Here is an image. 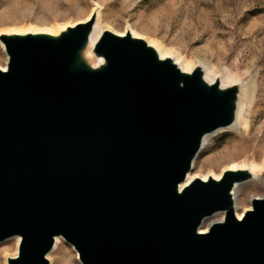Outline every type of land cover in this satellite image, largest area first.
<instances>
[{"label": "water", "instance_id": "water-1", "mask_svg": "<svg viewBox=\"0 0 264 264\" xmlns=\"http://www.w3.org/2000/svg\"><path fill=\"white\" fill-rule=\"evenodd\" d=\"M95 18L0 35V241L20 238L7 264H49L58 236L81 264H264V198L240 220L233 207L248 171L180 189L204 135L233 124L239 87L181 71L130 32L103 31L92 66Z\"/></svg>", "mask_w": 264, "mask_h": 264}, {"label": "rangeland", "instance_id": "rangeland-1", "mask_svg": "<svg viewBox=\"0 0 264 264\" xmlns=\"http://www.w3.org/2000/svg\"><path fill=\"white\" fill-rule=\"evenodd\" d=\"M95 2L101 8L102 26L120 34L133 30L176 51L183 59L204 60L215 70L240 76L243 82L253 77L247 133L228 131L213 137L195 158L189 175L219 177L244 161L261 165L264 0H0V33L73 25L85 20ZM5 64L0 48V66L5 68ZM253 183L240 190L241 210L250 208L252 197H264V185L259 179ZM241 210L236 214L242 216ZM11 238L0 241V264H7V258L18 249L17 240ZM48 257L49 264H81L76 250L63 238Z\"/></svg>", "mask_w": 264, "mask_h": 264}, {"label": "bare ground", "instance_id": "bare-ground-1", "mask_svg": "<svg viewBox=\"0 0 264 264\" xmlns=\"http://www.w3.org/2000/svg\"><path fill=\"white\" fill-rule=\"evenodd\" d=\"M93 5H94V8H92V10L90 11L91 13L85 18L84 21H81L78 23H83V22L88 21L92 17V15H95V17H96L95 22L93 24L92 32L90 33V36H89V44H88L86 50L84 51V58L92 66H98L101 63V59L94 57V55L92 54V47H93L94 43L97 41V39L100 37L101 33L105 30H109V31H112L113 33H115L117 35H120V36H124L125 34H120L116 31H113L108 26H102L103 25L102 24V17L100 14L101 8H100V6H97L96 2ZM78 23H76V24H78ZM76 24L66 25L63 27L60 26L61 28L60 27H54V28L45 29V30L4 31V32H1L0 35H2V34H21V35H23L26 33H47V34L57 35L61 31H63L66 27L74 26ZM130 34L133 37H138V38L144 39L145 42L147 43V45L154 48V50L156 51V53L158 54V56L160 58H171L173 60V62L178 66V68L183 72L189 73L193 69L198 67L202 70L203 77L208 83H214L215 81H219L221 87H227V86H231V85H237L239 87L238 98L236 101L235 118H234L233 124L226 127V128H220L214 132H211V133L204 135L202 142H201V148H200V151L198 152V154H200L206 148L209 141L213 137H215L216 135H218L220 133L228 132V131L234 132V133H241V132L247 133V131H248V111H249V108L251 105L250 104V97H251L252 88L254 86L253 77H250L243 82L240 80V76H236V77L231 76L227 70L223 71V72H221L218 69L215 70L212 66H210L204 60L198 59V60H192L190 62L187 59H183L182 56L179 55L176 51L174 52V50H168L166 47H163L158 42L153 41L149 38L145 39L143 37L138 36L133 30L131 31ZM0 48L2 49L3 53L5 54L4 46L1 43V41H0ZM5 57H6V55H5ZM6 62H7V57H6ZM0 69L2 71L6 70V64H5V68L3 66H0ZM194 160L192 162V165L194 163ZM231 167L232 168H228L225 171H227V170H246L251 175V178L249 180L241 182V183H236V184H234V186L232 188L231 194L233 197L234 212L236 214V210H238V212L241 210V208H240L241 203H240V199H239L240 190L243 187H245L246 185L253 183L254 180H257V179H259L260 182L264 185V178L260 179L262 172H264V160L261 163V165H255L251 161H244L241 164L234 165ZM189 173H190V171L187 173L186 179L184 180V182H182L180 184V189L182 187H184L185 185L189 184L193 179L198 177V176L193 177L192 175H189ZM222 173L223 172H221L219 177H214L211 174H208L206 178H202V177H199V178L204 180V181L207 180L208 177H212L214 179H219L221 177ZM253 198H258V197H252L251 199H253ZM259 198H264V197H259ZM250 208H251V206H250ZM242 210H244L242 213V216H243L244 212L247 211L248 209L245 208ZM223 215H224L223 212H218V213H215L211 217L205 218L201 223V226L199 228V233L207 232V229H208L210 224L215 223V222H221L223 220ZM236 216H237L238 220H240L242 218V216L240 214H236ZM11 239H16L17 243L19 242L18 236L13 237ZM60 239L62 240V238L60 236L55 238V242H54V246H53L52 251L54 250L55 246L57 247ZM16 254H17V251H16L15 255H13L11 257L16 256ZM49 254H47V256H46L47 259H49V257H48Z\"/></svg>", "mask_w": 264, "mask_h": 264}]
</instances>
